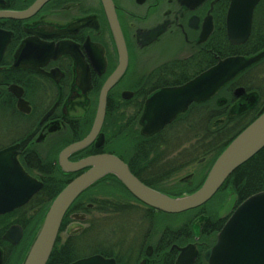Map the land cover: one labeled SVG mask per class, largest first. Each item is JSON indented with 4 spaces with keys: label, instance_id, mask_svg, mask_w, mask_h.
<instances>
[{
    "label": "flooded vegetation",
    "instance_id": "1",
    "mask_svg": "<svg viewBox=\"0 0 264 264\" xmlns=\"http://www.w3.org/2000/svg\"><path fill=\"white\" fill-rule=\"evenodd\" d=\"M37 1L0 0V152L8 150L1 158L0 180L11 184L5 189L11 194L0 195V202L8 203L5 207L16 204L0 211V264H21L37 230L40 203L81 172L65 171V165L112 154L141 183L169 195L199 180L201 164L207 168L212 151L190 156L199 151L200 139L207 138L210 145L218 91L202 103H190L185 118L174 119L154 134H141L139 118L151 94L180 86L216 63L214 31L216 26L225 28L230 0H110L126 66L107 90L99 130L86 146L64 158V149L89 135L101 90L120 56L103 0H46L18 18L5 16L26 12ZM260 2L264 4L258 0L253 12ZM258 11H264V5ZM260 22L264 24L263 17ZM209 23L212 29L201 39L203 25ZM166 41L175 52L153 54ZM183 52L186 55L176 56ZM203 122L208 125L203 127ZM194 163L197 167L182 175ZM24 174L31 187L40 186L18 204L23 200ZM113 178L99 180L73 201L56 237V264H69V253L88 249L89 218L111 219L115 241L98 237L91 254L78 258L100 255L115 264L163 262L154 254L158 247L160 256L167 252V241L153 232L160 211L135 199ZM153 216L157 217L152 220ZM75 219L85 226L70 227ZM188 242L197 248L201 244L195 237ZM183 245L172 246L176 250Z\"/></svg>",
    "mask_w": 264,
    "mask_h": 264
},
{
    "label": "water",
    "instance_id": "2",
    "mask_svg": "<svg viewBox=\"0 0 264 264\" xmlns=\"http://www.w3.org/2000/svg\"><path fill=\"white\" fill-rule=\"evenodd\" d=\"M46 0H38L28 11L23 13L7 12L6 17L18 18L39 7ZM203 0H198L201 3ZM225 18V34L231 45L246 42L251 30L252 12L258 0H230ZM108 21L119 51V64L116 71L104 84L89 135L68 146L60 157L86 146L101 127L107 90L113 85L126 66V52L121 39L119 27L115 19L110 0H103ZM211 23L203 25L202 38L211 31ZM264 58V48L250 56L231 55L220 58L215 64L203 70L195 77L180 86L166 87L151 94L144 104L139 118L141 134L148 136L171 123L178 115L184 113L190 103H201L213 96L221 87L238 74ZM243 87L233 90V96L244 95ZM264 147V110L244 127L219 153L211 164L201 185L191 193L172 196L152 189L137 180L127 166L115 155L98 154L85 157L77 162L64 166L65 171H81L72 178L52 199L38 226L34 237L25 253L21 264H46L62 222L72 202L87 188L106 176L115 177L120 184L136 199L154 210L165 214H180L198 208L208 202L222 186L228 176L241 164L249 160ZM8 151V150H7ZM6 150L0 152V162ZM23 200L25 203L30 195L39 188V184L31 187L32 181L23 176ZM21 185V183H18ZM0 195L11 194L5 190L11 185L0 180ZM15 186V184H13ZM0 202V211L8 210ZM197 238L195 237V240ZM177 250L173 264H193L197 254V244L190 242ZM150 255V248L146 250ZM205 264H264V190L256 192L232 210L214 241L202 253ZM69 264H115L113 259L100 255L79 258ZM138 264H147L145 260Z\"/></svg>",
    "mask_w": 264,
    "mask_h": 264
},
{
    "label": "trees",
    "instance_id": "3",
    "mask_svg": "<svg viewBox=\"0 0 264 264\" xmlns=\"http://www.w3.org/2000/svg\"><path fill=\"white\" fill-rule=\"evenodd\" d=\"M264 4L261 2L257 5L253 12V20L251 25V31L248 39L244 44L241 45H231L226 37H225V28L224 26H216L214 31L215 38V47L214 53L219 58H224L231 55H242V56H250L264 48V24L261 21L263 16V12H259L258 10L263 7ZM262 15V16H259ZM214 62L212 61L211 64ZM264 63V58L257 62L256 64L250 66L240 74H238L235 78H233L230 82L225 84L222 88L218 90V94L216 97V101L214 103V127L211 131V140L210 145L208 146V139H200L201 147L199 151L196 153L197 156L203 155L208 149H211V155L209 158V163L207 164V168L202 176L199 178L198 182L191 187L184 186L181 189H178L176 194H169L172 196H179L183 193H190L198 188L203 182L206 173L208 172L211 164L215 160V158L219 155V153L224 149V147L244 128L246 127L253 119H255L261 111L264 110V103H260V95L258 90L252 87L253 85L249 82V77L251 74L255 72V69L258 68L259 64ZM252 76V75H251ZM243 79H246L249 83L242 82ZM236 86H242L245 89V93L240 98H233L230 91L232 88ZM202 103V102H201ZM186 111L180 115H178L175 120L183 119L186 116ZM220 118H223L220 120ZM174 120V121H175ZM203 127L208 125L207 122L201 123ZM212 125V124H210ZM223 134H227V136L222 139ZM222 139V140H221ZM192 158H196V155H190ZM187 158L185 159V162ZM103 179H109L110 181H115L112 176H106ZM101 181V180H100ZM115 183V182H114ZM100 182H97L96 185H99ZM63 187L60 185L56 192L50 194L49 200L46 202L40 203L43 206V209L49 205L50 201L56 196L57 192ZM226 189H230L235 196L234 199V207L237 206L240 202H242L248 196L264 190V147L260 149L256 154H254L249 160L241 164L237 167L224 181L219 190L215 193V195L202 206L188 210L186 212L180 214H165L159 212L160 216L163 217H180L183 221L179 225H173L174 220H162V222H155L153 232L157 231L160 233V238L162 241H167V252L164 255L160 256V249L157 248V251L154 254L157 255V258L163 259V262L160 264H173L177 252L174 248H171L173 244L183 245L184 243L191 241L192 236L194 234L192 232V224L197 218H200L198 224V240L201 242L198 247V254L193 264H205L202 253L206 249V243L211 244L213 240H211L215 234L220 230L226 219L231 214L232 210L225 217H219L217 210H209L208 204L215 198L217 195ZM74 204H72L66 211L61 226H63L64 220L68 213L73 209ZM153 213V212H152ZM157 216H153V220ZM162 223V224H161ZM158 233V234H159ZM154 234V233H153ZM211 238V239H210ZM206 241V243H205ZM157 242V245H159ZM58 253V245L57 240L52 248L50 256L47 260V264H56L59 263L60 258L57 255ZM103 254V252H99ZM76 252H71L68 254V261H73L77 259Z\"/></svg>",
    "mask_w": 264,
    "mask_h": 264
},
{
    "label": "rangeland",
    "instance_id": "4",
    "mask_svg": "<svg viewBox=\"0 0 264 264\" xmlns=\"http://www.w3.org/2000/svg\"><path fill=\"white\" fill-rule=\"evenodd\" d=\"M169 46H170V42L169 41H166V42L160 44L155 49V51H154L153 54H155V55H158V54H167L169 56L171 53L175 52V47L170 48ZM186 53L187 52H183L181 54L178 53L176 56L182 57V56L186 55ZM251 75L249 76V77H251V79H249V82L253 85L252 87H254L255 89L258 90L259 94L261 92V95H260L261 102L260 103H264V63L261 64V65L259 64L258 68H256L255 69V72L253 74H251ZM242 82L249 83L246 79H243ZM226 136H227V134H223L222 139H224ZM185 145H186V143H185ZM195 155L197 156L196 153H195ZM201 166H203V167H201ZM201 166H200L201 168H200V175H199V177L202 176L206 165L205 164L204 165L201 164ZM194 167H197V164L194 163V164L190 165L189 167L185 168L183 170V172H182V175H186L189 172H192V170H193ZM197 182L194 181V183L192 185L196 184ZM184 186L185 185H183L182 187H184ZM178 188H181V185L178 186ZM109 190L110 189H108L107 191H109ZM173 190H174V188H173ZM234 199H235V196L233 195L232 191L230 189H226L224 191H221L217 195V197H215L208 204V207L207 208L209 210H217V213H218V216L219 217H225L226 215H228V213H230V211L234 207V205H235ZM47 207L45 208V210L43 209L40 212L39 221H38V224H37L36 229L40 225L41 220L43 218V215L45 214V211H46ZM89 219H88L89 220V228H88V232L86 234V238H88L87 239V248L88 249L87 250H83V247H80L81 252H78L77 251L76 254H75V255H77V257H81V256H85V255L91 254V251L92 250H90V249L95 246V243L97 241H99L98 240L99 239L98 237L101 238L103 236V239H106V240L110 241L111 244H113L114 241H115L114 238H115L116 234H114V233L116 232V227H115V225L112 224V220L111 219L110 220L109 219L108 220L102 219L104 222H100L101 220L100 219H96V218H89ZM169 219L170 220H174L175 223L173 225H179V224H181L183 222V221H181L182 218H180V217H171V216H168V217L158 216L157 217V221L159 220V222H162V220H169ZM152 220H153V218H152ZM199 221H200V218H197L195 221H193V224H192V228L191 229H192V232L194 234V237H197V233H198V231H197L198 228L197 227H198ZM100 224H101V228L103 227V229L101 231H100V228H99V225ZM79 225H82V227H84L85 226V223L78 222V220L75 219L70 224V227H76V226H79ZM216 234H215V236H216ZM215 236H214V238L211 237L212 239L211 238L210 239L214 241ZM77 237L78 238H82L81 235H78ZM133 237H136V236L133 235ZM76 238H74V240ZM192 239H193V236H192L191 240ZM90 240H92L94 242H89ZM205 243H206V241H205ZM205 245H206L205 246L206 248L209 247V246H207L208 245L207 243ZM209 245H211V244H209Z\"/></svg>",
    "mask_w": 264,
    "mask_h": 264
},
{
    "label": "bare ground",
    "instance_id": "5",
    "mask_svg": "<svg viewBox=\"0 0 264 264\" xmlns=\"http://www.w3.org/2000/svg\"><path fill=\"white\" fill-rule=\"evenodd\" d=\"M133 197H134V196H133ZM134 198H135V197H134ZM135 199H136V198H135ZM137 200H138V199H137ZM138 201H139V200H138ZM72 204H73V202H72ZM72 204H71V205H72ZM71 205H70V206H71ZM70 206H69V207H70ZM170 215H174V214H170ZM52 248H53V247H52ZM51 251H52V250H51ZM50 253H51V252H50ZM49 256H50V255H49ZM48 258H49V257H48ZM46 264H47V263H46Z\"/></svg>",
    "mask_w": 264,
    "mask_h": 264
}]
</instances>
